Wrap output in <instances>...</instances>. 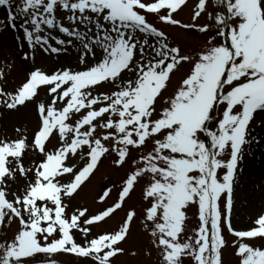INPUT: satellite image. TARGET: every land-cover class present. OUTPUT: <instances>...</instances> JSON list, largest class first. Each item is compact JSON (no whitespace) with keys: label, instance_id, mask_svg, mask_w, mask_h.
<instances>
[{"label":"snow or ice","instance_id":"snow-or-ice-1","mask_svg":"<svg viewBox=\"0 0 264 264\" xmlns=\"http://www.w3.org/2000/svg\"><path fill=\"white\" fill-rule=\"evenodd\" d=\"M0 7V32L31 65L10 91L0 68V107L37 114L34 128L0 133V231L16 225L0 264H114L138 254L122 247L137 223L158 264H225L228 247L239 264H264V244L249 242L264 240V214L246 230L232 223L245 147L260 143L251 125L264 112V0H195L188 20L189 0ZM70 52L75 65H36ZM105 160L121 174L104 176L92 207L81 193ZM137 186L139 209L128 203Z\"/></svg>","mask_w":264,"mask_h":264},{"label":"rangeland","instance_id":"rangeland-1","mask_svg":"<svg viewBox=\"0 0 264 264\" xmlns=\"http://www.w3.org/2000/svg\"><path fill=\"white\" fill-rule=\"evenodd\" d=\"M14 2H17V0H14ZM194 5H195V0H190L189 7L185 8L184 11L180 14L184 20L189 19L190 13L194 8ZM5 19H6L5 9L0 7V20H5ZM150 19H155V18L150 17ZM155 22L159 24V21H155ZM6 30L3 31V34H8V33L10 34L11 30L9 29ZM167 31H171L179 35V32L176 29L168 28ZM8 39L11 41L10 46L12 48L9 46V44L4 45V43L3 44L0 43V68H5L6 71L10 69V71L8 72V83L6 86V90L10 91L13 88L17 87L18 85H20V83L24 79L25 72L31 67V65L29 63L26 64L27 67L25 72L23 73V75L18 77L21 78L20 80L16 78L17 76H13L16 75L14 74L16 63L18 61H24V60L21 59L22 53L17 48L16 42L14 40V34L12 37L8 36ZM26 49L27 46L25 45V50ZM41 56L42 55H37L36 58L37 66H40L44 69H51L59 65V64H54L50 66L48 64L49 62L46 59L47 57L49 58V56L43 55L46 58ZM65 58L68 59L67 61L68 64L70 63L72 65H75L76 63L75 52L74 54H68L67 57L63 56V59ZM5 61H7V65H5ZM179 75L180 73H177V76L173 77V83L176 82V79L179 77ZM13 79L15 80L13 81ZM100 91H104V89H101ZM40 95L41 96L44 95L43 90H41ZM27 108H31L32 113L34 114L36 120L34 122L35 123L34 126H27L28 123L25 124L21 121L19 122V120L14 118L19 113L18 111L8 112L4 107H0V113H4L3 119H0V133L7 131L10 136H13L14 127H21L27 129L34 128L37 124V114L34 108L32 107V105H29ZM251 128L253 129V134L260 138V143H253L250 147L248 146L245 147V155L239 166L240 169H242V171H239L237 173V179L234 185V193H233L234 205L232 210V223L234 227L238 230L248 229L249 226H251L254 223V221L259 215L264 214V179L254 178L250 176V172L252 168L261 167L264 169V112H259L256 114L255 119L252 122ZM54 142L55 141H53V143ZM119 174L121 173L115 172L110 167V162L108 160H105L104 164L101 165L100 171L92 179L93 181L96 177L99 178L96 187L86 195H84L82 192L81 197H83L84 200H86L90 206L95 207L96 205L93 203L95 190L96 188L99 187L101 183L104 182L103 179L104 176L110 175L115 180L117 179ZM92 181L90 184H92ZM113 196H115V193H113ZM140 196H141L140 188L139 186H137L136 192L133 193L132 199L129 200L128 203L130 205H135L137 209H139L142 206V201L140 199ZM81 197H77V201L83 202V200H81ZM75 202L76 201H74V203ZM194 213H195V209L189 211V217H190L189 228H191L192 226L198 223ZM115 226H116V218H113V220H110L105 225H103V227L105 228H113ZM15 230H16V225L14 224L12 225L11 228L6 229L5 231H0V240H11ZM224 234L229 241H232L234 239V237L227 232L226 228ZM249 242L254 243L258 246L264 244V240H253ZM148 246H149L148 239L146 236H144L139 223H137L133 227L131 237H129L127 242L123 244L122 247L135 250L138 254L135 256H132L130 254L119 256L114 260V264H158L156 252H153V255L151 257L145 256L144 251ZM57 258L62 260L64 264H77L75 257L61 256ZM37 259L40 258L38 257ZM224 259H225V264H239V258L234 254V249L232 247H228L224 250Z\"/></svg>","mask_w":264,"mask_h":264},{"label":"bare ground","instance_id":"bare-ground-1","mask_svg":"<svg viewBox=\"0 0 264 264\" xmlns=\"http://www.w3.org/2000/svg\"><path fill=\"white\" fill-rule=\"evenodd\" d=\"M7 31V30H6ZM8 36H13V33L10 32V34H3V32H0V37H1V40H0V43L4 45H7L9 44V46L11 45V41L8 39ZM11 47V46H10ZM12 48V47H11ZM69 54H74V52H71ZM65 56V55H63ZM63 56H59L58 58L53 55V56H49V58L45 57V56H41V57H45L47 59V61L49 62L48 64L50 66L54 65V64H68L67 61L68 59L65 58L63 59ZM68 56V55H67ZM65 56V57H67ZM28 64L27 62L25 61H18L15 65V69H14V74L16 75H13V76H17L16 78L18 80H20L21 78H18L20 77L21 75H23V73L25 72L26 70V67ZM70 64V63H69ZM19 75V76H18ZM15 79H13L14 81ZM18 83V82H17ZM21 108L18 112V114L14 117L16 118L17 120H19V122H23V123H28L27 126H34L35 125V117H34V114L32 113V109L31 108ZM250 176L254 177V178H263L264 179V169L261 168V167H254L252 168L251 172H250ZM99 181V178L96 177L93 181H92V184H90L86 189L85 191L83 192L84 195L88 194L89 192H91L95 187H96V184L98 183ZM258 195V193H257ZM256 195V196H257Z\"/></svg>","mask_w":264,"mask_h":264}]
</instances>
